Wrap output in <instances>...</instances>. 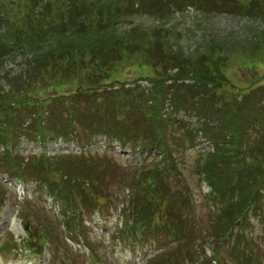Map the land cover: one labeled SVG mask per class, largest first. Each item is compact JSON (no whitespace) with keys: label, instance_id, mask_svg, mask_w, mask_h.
<instances>
[{"label":"rangeland","instance_id":"374dc122","mask_svg":"<svg viewBox=\"0 0 264 264\" xmlns=\"http://www.w3.org/2000/svg\"><path fill=\"white\" fill-rule=\"evenodd\" d=\"M120 1L0 0V38L7 17L10 24L22 25L23 20L27 26V9L50 17L47 22L59 27L51 4H59L62 12L70 6L93 9L105 3L121 12L107 29L117 37L114 49L123 38L119 53L110 49L102 61L98 55L82 59L84 70H78L80 65L50 68L51 81L35 64L37 51L26 44H10L2 58L0 96L15 106L11 119L19 131L8 145L0 144V248L7 250L0 252V264H264V176L258 174L251 185L253 172L245 171L247 164L238 168L245 173H234L237 181L226 171L233 156L230 143H239L234 132L247 120V126L259 122L253 121L258 115L252 106L264 105V11L249 10L254 0H233V6L224 0L207 8L200 5L202 0L197 7L169 0L162 11L154 7L135 13L136 7L131 11ZM67 36L48 38L37 49L48 53V48L65 43L70 49L75 38ZM157 50L179 57L182 65L153 66ZM178 72L184 80L177 85H183L194 102L199 97L193 93L196 77L218 80L212 84L217 91L230 94V100L218 105L219 119L205 110L176 109L169 96L163 106L161 100H152L155 94L162 97ZM206 84L201 83L202 89ZM212 85H207L208 93ZM122 89L133 90L135 97L122 101L114 96ZM23 101L29 106L19 104ZM240 103L245 105L243 116H224L230 105ZM148 110L175 124L167 129L174 130L173 140L167 137L173 145L171 171L166 168L165 173L172 181L160 182L158 189L169 194L173 205L167 201V208L172 205V210L162 208L161 221L154 217L153 225L147 221L152 205L135 197L143 191L141 166L159 163L165 154L151 142L160 143L161 131L144 125ZM260 115L264 121V111ZM116 117L136 123L121 130L124 125L116 123ZM259 126L250 138L251 149L264 144L256 143V137L264 140ZM137 130L144 131L142 136ZM134 137H141L140 142L134 144ZM145 145H150L149 152L143 150ZM250 148L245 151L250 153ZM236 151L235 156L245 153L243 148ZM248 186L253 195H241ZM218 209H227L226 215ZM139 213L145 218L142 226L135 223L141 220ZM236 217L240 223L229 220ZM29 247L41 254L27 251Z\"/></svg>","mask_w":264,"mask_h":264},{"label":"trees","instance_id":"16d2710c","mask_svg":"<svg viewBox=\"0 0 264 264\" xmlns=\"http://www.w3.org/2000/svg\"><path fill=\"white\" fill-rule=\"evenodd\" d=\"M27 1L29 3L33 2V0H25V3ZM124 1H126L128 5H130L131 11L134 10L135 5L137 4L136 10L134 11L135 13H139L142 10L144 11V9L146 12L152 11L154 7L159 8L162 11L164 4L167 3L169 0H165L166 2H163L162 0H146L147 1L146 3L144 2L139 3L138 0H121L120 3H124ZM227 1L229 2V6H233L234 4L233 0H227ZM254 1H256L255 5L251 6L252 9H249V10L250 11L254 10L256 11V13L260 12L261 9L264 11V0H261V2L260 0H254ZM198 2H199L198 0H183V3L186 4V6H193V7H197ZM220 2L222 3L224 2V0H202V2L200 1V5L207 8L211 5L219 4ZM172 3H177V0H172ZM51 5L53 8V10L51 11L53 12L52 17L55 18L56 16L57 21L60 23L59 27L57 26L53 27L51 20L47 22V18H50V17L46 18L40 13H39L40 15L38 13L35 14L34 11H32L31 9L26 10V12H28V16H26L27 26L23 25L24 23L23 20H22V25H20L19 23L17 25L15 23H14L15 25L10 24L8 17L3 20L5 25L4 27L2 25V27L3 28L6 27L7 30L4 29L5 35H2V38H0V63L2 61V58L6 55V53L10 49V44H19V43L26 44V48L29 49L31 52L37 51L36 53L38 54L39 57L36 59L35 64L39 65V68L43 69V71H46L45 73L43 72L44 78H47L48 81H51V79L48 77L49 74L47 72L50 68L52 70L54 69V67H57V66L59 68L60 65H65L67 66V68L69 67L71 68L73 66L77 67L78 65H80V67H78V70L80 71L81 69L84 70L80 62L82 59L84 60L86 57H89V56L93 57V55L95 56L98 55L99 59L102 61V57L104 53L110 54V49H111V52L115 51L119 53L120 51L119 49L122 48L123 38L118 44L117 48L114 49L115 47H113L112 42L116 43L117 37L111 36V33H109L107 30L110 20L121 13L118 7L113 8L109 6L107 3L101 6L100 5L95 6L93 9L91 8L89 9L88 8L89 6L87 5H77L74 7L70 6L67 8L68 10L60 12L61 9L59 8L60 7L59 4H57L58 7L56 8H55V4L54 5L51 4ZM143 5L145 7H143ZM57 13L59 14L58 16H57ZM113 13H116V14H113ZM37 14L39 16H37ZM4 16H5L4 11H2L1 18ZM63 19L67 20L66 23H62ZM17 21L21 22V18H19ZM29 25H32V27H28ZM66 32L68 33V36L65 38H68V37H69L68 39L75 38L74 40H72L73 45L71 46L70 49L68 48L69 44L65 43V44H62L61 46L58 45V47L53 46L50 49L48 48V50H50L48 53L38 51L40 49H37V45L40 42L45 41L48 38L53 40L55 38L57 39L59 36L64 37ZM157 52L158 53L156 54H159L158 58L153 57L154 60H151L153 66H160V65L163 66V64L166 62L167 63L173 62L174 64L182 65L179 63L181 62L179 57L168 56L165 54L162 55V53L159 50H157ZM149 57H152V54ZM105 63H103L104 67L107 66V64ZM197 74H200V73H197ZM210 76L212 75L210 74ZM196 78L198 80L197 86H195L197 87V89H194L193 93L194 95L196 94V97L199 96L198 101L194 102V96L192 97V99L189 98V96L192 94L188 96V92L187 91L184 92L186 88L183 85H177L178 81L184 80L182 75L179 74V72L174 76V80L172 84L167 88L166 92L162 94V97L160 98L159 96L156 97V94H155V96L152 97V100L157 101V102L161 100L160 105L163 106L165 104L166 97L169 96L172 99V106H174L176 109L178 107L180 108L181 106L182 108L191 107L192 109L197 110V111L205 110L208 113L209 112L212 113V115H216L217 118L219 119V114L221 112V109H220V106L218 105L221 104V102L225 100L226 101L230 100L229 99L230 94L227 95V93L224 94V93L217 91L219 88L212 84L214 81H218V80H215V79L206 80V77L203 79L201 77H196ZM201 83L202 84L207 83L206 86H203L204 89H202ZM207 85H212L214 88L212 89L210 93H208L209 91L205 90L207 88ZM122 91L123 93H121V95H119L118 92H115L114 96L116 95L117 98H120L122 101L131 100L135 97L133 96V93H134L133 90L122 89ZM139 98L143 99V96L140 95ZM201 100L203 104L200 103ZM7 101H9V99L5 95L0 96V144L1 145L3 144L8 145V143L10 142L9 141L10 138H12L11 137L12 134H15L19 131L18 123H15V121L12 120L14 119L13 117L11 119V115H13L15 106L11 103H8ZM174 102H177L178 105H173ZM123 103H121V105H123ZM247 103L249 104L248 101ZM19 104L20 105L25 104L26 106H29L28 103H26L25 101L20 102ZM242 105L244 104L240 103V104L230 105L229 108L231 109L229 110V113H226V115L224 116H233L234 113L237 117H238L237 113H239L240 117L243 116L241 114V110L244 108ZM261 105L262 107L252 106V109H254V111L258 115L254 117L253 121L256 122V120H259V122L253 123V124L250 123V125L247 126L248 125L247 123L248 120H247L245 121V123H241L239 126V129L236 130L233 134L234 139L239 141V143H237L236 145L235 143H230L231 149L233 150L229 151V153H231V155L233 156L229 157L230 166L226 169V171H227L228 176L232 178V180L234 181H237L235 179V177L237 178V176H235L234 173H238V171L239 173H245V171L253 172V178H250L248 180V182L251 185L254 181L257 182L256 180L257 178H259L258 174H261L262 176H264V153H262V151L264 152V144H257V145L255 144V147H254L255 149L250 148L252 146V143H251L252 141H250V138L255 137L254 132L261 130V127L259 126L261 124H262V127L264 128V121L262 119L263 116L260 115V113L264 111V105L263 104ZM124 108H126V110H129L128 105H125ZM150 115H153L152 119H150ZM144 116L145 117L149 116V119H147L146 123H144V125L147 128L152 127L149 129L153 132L154 130L153 127H157L161 131L160 135H158L159 137L162 136L160 143H157L155 140L152 139L151 141L152 144L153 143L156 144L158 149L164 150L165 152V154H163L164 157L162 158L161 162L159 163L154 162L152 163L153 165H149V167H144V168L142 167L141 174H144L145 176L143 178L141 185L140 183L138 185H140V188H142L143 191L141 192V194H140V191L139 193L135 194V197L137 196L140 197L139 200H142L152 205L151 213L147 221L149 222L150 225H153L155 222L154 217H156V220H158L159 222L161 221V216L159 212L162 211V208L166 212H171L172 210L171 206L173 205V200H168L169 197L167 196L169 194L164 195L161 191L158 192V189L161 188L159 187V185H161L160 182H168L169 180L172 181L169 174L168 175L166 174L167 175L166 176L165 173H166V168H170L167 171H171V165H172L171 157L173 156V153H172L173 145L169 143L167 137L172 135V137L169 138L170 141H172L173 140L172 132L174 130H172V128H170L169 130L167 129H168V126L174 127L175 124L174 122H170L169 120L168 121L161 120L159 113L156 110L154 111L148 110L146 111ZM128 117H124V118H128ZM116 118H117L115 121L116 123L120 125H124L121 128V130L128 129L129 126L135 125L133 124V122L135 121L127 122V119H122V118L118 119V117ZM234 123H236V121ZM206 126L207 125H205V127ZM221 126L223 125L221 124ZM178 129H181L182 131H184V128L182 127ZM126 131H125V134H126ZM219 131L220 130H218V132L216 133V136H219ZM137 132H139L138 136L139 135L142 136V134L144 133V131L142 130L141 131L137 130ZM205 134L207 133L205 132ZM116 136H119V135L116 134ZM140 138L141 137H134V141L132 142H135L134 144H137L138 142H140L138 140ZM120 139H123V138L120 137ZM182 139L184 140L186 139L185 133L184 135H182ZM256 139H257L256 143L258 142L264 143V140L262 138L261 140H259L256 137ZM142 143L143 141L141 142V144ZM148 146L150 145H145L143 148L147 149ZM245 147L250 148L251 152L250 153L246 152ZM242 148L244 149L245 153L239 156H235V154L236 155L238 154L236 150L242 149ZM87 159L91 160L92 158L88 157ZM14 161L16 160L12 159L10 161L13 163L12 169L17 170V166H15ZM162 163H164V165H162ZM245 164H247V166L245 167V171L243 168H240L238 170L240 165H245ZM257 169H261V170L258 172L256 171ZM255 171L257 172L256 176L254 175ZM65 176H68V175L65 174ZM250 188L251 186L245 187L243 191L244 193L241 195H245V194L249 196L253 195V193L250 192ZM237 192H238V189H237ZM167 201H172V205L169 208H167L169 204V202ZM230 207H235V206H230ZM227 209H230V208L227 207ZM226 210L222 211V209H220V214H222L223 212L224 215H226V212H225ZM139 218L141 220L135 219L136 220L135 223L137 225L142 226V222H144L143 220H145V218H143V216H141L140 213H139ZM166 218H167V214L164 213V219ZM237 219L238 218L236 217V219L230 218L229 220L233 223L234 220L236 221ZM178 243H181V241H178ZM185 243L186 242L184 241L182 242V244H185Z\"/></svg>","mask_w":264,"mask_h":264}]
</instances>
